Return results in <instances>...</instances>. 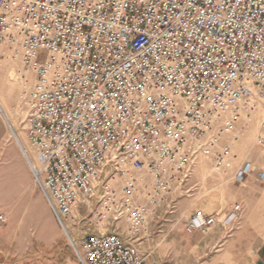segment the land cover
I'll return each mask as SVG.
<instances>
[{"label": "built area", "instance_id": "built-area-1", "mask_svg": "<svg viewBox=\"0 0 264 264\" xmlns=\"http://www.w3.org/2000/svg\"><path fill=\"white\" fill-rule=\"evenodd\" d=\"M0 56L35 75L26 161L54 220L68 229L99 196L97 232L65 234L79 264H150L105 227L135 232L195 156L245 177L227 137L252 97L264 102V0H0ZM219 221L196 211L186 230Z\"/></svg>", "mask_w": 264, "mask_h": 264}, {"label": "rangeland", "instance_id": "rangeland-1", "mask_svg": "<svg viewBox=\"0 0 264 264\" xmlns=\"http://www.w3.org/2000/svg\"><path fill=\"white\" fill-rule=\"evenodd\" d=\"M35 82L34 73L20 62L0 56V104L30 160L34 150L26 135V93ZM243 107L232 135L228 136L233 167L243 165L242 181L232 170H217L210 158L195 156L186 168V177L173 184L172 193L147 219L136 225L111 220L107 230L122 234L150 264H238L245 260L246 245L262 232L264 225V146L255 140L264 102L252 97ZM144 183L150 178L138 174ZM121 179L114 184L121 185ZM148 182V181H147ZM99 196L80 203L75 222L68 225L78 243L99 226L91 207ZM213 214L220 219L209 235L188 232L187 221L194 212ZM0 264H79L62 228L54 220L36 187L26 159L22 156L0 112Z\"/></svg>", "mask_w": 264, "mask_h": 264}, {"label": "crops", "instance_id": "crops-1", "mask_svg": "<svg viewBox=\"0 0 264 264\" xmlns=\"http://www.w3.org/2000/svg\"><path fill=\"white\" fill-rule=\"evenodd\" d=\"M262 224L264 225V218ZM216 225H218V223L210 227L208 232L204 235H209L214 230ZM244 256L247 259L240 260L238 264H264V229L252 239V242L247 243L246 253Z\"/></svg>", "mask_w": 264, "mask_h": 264}, {"label": "bare ground", "instance_id": "bare-ground-1", "mask_svg": "<svg viewBox=\"0 0 264 264\" xmlns=\"http://www.w3.org/2000/svg\"><path fill=\"white\" fill-rule=\"evenodd\" d=\"M0 112H1V115H2L5 123L8 125L9 129L12 130L13 137L15 139V142H16L17 146L19 147V149L21 151L22 156L26 159V156H28V154H27L25 148L23 147L20 139L18 138L17 134L15 133V131L13 130V128L11 127V125L9 124L8 116H7L6 112L1 109V104H0ZM62 230H63L64 234H68L69 235V238L72 239V237H71V235H70L67 227H65V229H62Z\"/></svg>", "mask_w": 264, "mask_h": 264}]
</instances>
